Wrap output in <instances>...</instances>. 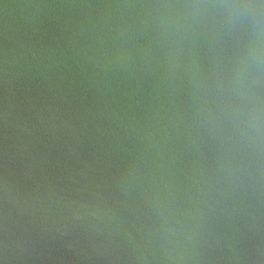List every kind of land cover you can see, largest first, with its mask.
I'll return each instance as SVG.
<instances>
[{
  "label": "water",
  "instance_id": "1",
  "mask_svg": "<svg viewBox=\"0 0 264 264\" xmlns=\"http://www.w3.org/2000/svg\"><path fill=\"white\" fill-rule=\"evenodd\" d=\"M0 264H264V0H0Z\"/></svg>",
  "mask_w": 264,
  "mask_h": 264
}]
</instances>
